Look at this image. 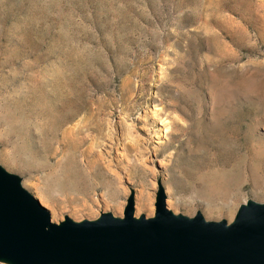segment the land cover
Instances as JSON below:
<instances>
[{
	"label": "rangeland",
	"instance_id": "obj_1",
	"mask_svg": "<svg viewBox=\"0 0 264 264\" xmlns=\"http://www.w3.org/2000/svg\"><path fill=\"white\" fill-rule=\"evenodd\" d=\"M0 167L59 225L264 204V0H0Z\"/></svg>",
	"mask_w": 264,
	"mask_h": 264
},
{
	"label": "water",
	"instance_id": "obj_2",
	"mask_svg": "<svg viewBox=\"0 0 264 264\" xmlns=\"http://www.w3.org/2000/svg\"><path fill=\"white\" fill-rule=\"evenodd\" d=\"M156 217L60 225L0 167V257L17 264H264V204L242 207L233 222L201 214L175 219L160 194Z\"/></svg>",
	"mask_w": 264,
	"mask_h": 264
},
{
	"label": "bare ground",
	"instance_id": "obj_3",
	"mask_svg": "<svg viewBox=\"0 0 264 264\" xmlns=\"http://www.w3.org/2000/svg\"><path fill=\"white\" fill-rule=\"evenodd\" d=\"M141 196H142V195H141ZM133 199H134V197H131V198H130V201H131V202L129 203V204L132 203V213H133V211H134V210H133V206H134V204H133ZM233 221H234V220H233ZM233 221H232V222H233ZM2 258H3V257H2ZM4 258L7 259V257H4ZM14 264H16V263H14ZM49 264H51V263H49Z\"/></svg>",
	"mask_w": 264,
	"mask_h": 264
}]
</instances>
